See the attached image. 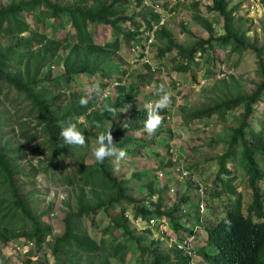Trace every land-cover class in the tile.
<instances>
[{
	"label": "trees",
	"instance_id": "obj_1",
	"mask_svg": "<svg viewBox=\"0 0 264 264\" xmlns=\"http://www.w3.org/2000/svg\"><path fill=\"white\" fill-rule=\"evenodd\" d=\"M259 1L264 7V0ZM230 2L211 0L208 6L212 13H217L223 19V36L214 38L213 25L203 16L200 0H194L190 5L192 18L209 32L208 39H198L189 45L179 44L167 26L155 36V42L162 43L157 53L159 59L175 54L172 61L178 73L197 70L202 55L207 54V62L212 61L209 53L215 44L229 49L230 56H243L247 50H251L258 58L260 83L250 94L242 92L241 84L234 77H231V81L223 79L210 89L214 97L188 109L183 117L185 124L213 117L227 121L231 111L242 108L237 127L227 129L226 152L218 158V170L212 186L206 187V193L212 200L226 196L229 202L222 215L213 209L217 217H212L208 226L207 217L200 211V197L196 204L189 206L194 214L184 213L183 210L188 195L182 196L178 203L164 211L168 186H157L156 177L135 173L130 180L119 179L110 167L111 158L102 164L96 161L85 164L90 143L93 141L96 144L98 135L111 128H114L110 130L113 140L121 141L119 147L126 146L128 155L139 156L146 146L136 137L147 119L144 105L159 98L150 95L142 102L143 88L153 85L150 65H144L146 73L138 75V80L130 82L129 86L120 78L116 97L106 99L101 109H97L98 103L94 100L81 106L79 100L84 95L68 89L82 75L100 77V86L106 88L108 83L104 81L108 80L109 75L105 63L113 57V51H120V41L129 46L146 43L148 38L140 32L142 26L139 20H144V26L151 28L157 16L152 14L147 17L140 10L137 11L142 0H22L0 7V37L9 41L7 44L0 42V93L13 89L18 94L10 101L13 104L12 117L17 126L13 124L9 111L0 110V261L4 259L2 247L23 240L26 246H34L27 252L23 264H33L32 258L44 245L50 247L57 264H114L111 258L124 264L130 252L128 242L136 241L134 233L126 225L113 223L106 227L101 241H97L83 222L86 218L94 219L100 213L125 204L133 206L134 218L144 220L145 224L155 218L168 220L176 237L192 234L194 225H201L203 221L207 233L206 245L199 247L195 253L206 264H264V191L261 187L264 182V128L256 130L252 123L255 107L264 100V46L258 48L249 41L250 29L244 27V19L237 15L240 7L230 8ZM129 7L133 8L132 14L127 13ZM178 8L177 3L172 10ZM64 18L75 32L74 38L68 34L61 39L51 38L36 27L42 20L58 24ZM93 25L111 28L116 39L104 46L97 45L91 28ZM131 28H135L136 32L132 33ZM182 30L195 39V35L187 31L184 25ZM62 51H67V56L64 57ZM55 64L64 69L60 76L54 77L51 69L44 72V69ZM66 93L68 97L61 103ZM6 98L10 99L8 94ZM0 106L4 107L2 101ZM109 108L115 109V113ZM166 110L159 114H167ZM82 118L88 122V127H85V123H78ZM69 121L77 123L85 135L84 147L63 143L60 125ZM121 121L122 125L119 126ZM163 123L154 133L153 144L161 136ZM26 146H32L33 154L45 155L39 161L38 169L32 167L29 174L24 173V161L28 156ZM155 152L160 155L158 148ZM67 157L74 158V162L68 163ZM59 162L60 170L62 167L66 170L62 177L59 175ZM172 164L174 162L171 160L169 166ZM185 169L189 175L183 179H188L190 186L197 189L198 185L192 181L196 171L193 167ZM40 173L71 188L72 204L67 203L70 210L64 219V232L48 243L52 232L43 217L50 210L40 214L35 212L32 193L26 191V184L21 181L26 177L29 182H34ZM238 181L253 196L245 213ZM135 185L147 190L142 198L132 195L136 190ZM155 197L156 201H152ZM145 232L153 233L154 230L146 228ZM108 236L112 242L107 240ZM124 238L125 242L122 241ZM111 246L112 251L109 249ZM211 247L213 251L207 250ZM146 252L151 254L149 264H198L196 259L175 248L169 253L161 252L158 248H143V253Z\"/></svg>",
	"mask_w": 264,
	"mask_h": 264
},
{
	"label": "rangeland",
	"instance_id": "obj_2",
	"mask_svg": "<svg viewBox=\"0 0 264 264\" xmlns=\"http://www.w3.org/2000/svg\"><path fill=\"white\" fill-rule=\"evenodd\" d=\"M20 1L22 0H0V7L8 3ZM193 1L194 0H185L183 3H180L178 10L175 11V15H173L167 23V28L172 31L179 44L189 45L198 39L206 40L210 37L208 31L193 21V14L190 8ZM200 1L202 2L201 11L203 16L213 25L214 38L216 39L223 36L225 34L223 19L217 13H212L210 9H208V6L211 5V0ZM261 5L262 3L259 0H231L229 6L230 8L240 7L237 11V15L242 16L244 19V27L250 29L248 31L249 41L257 45L258 48L264 46V9L262 8L263 5ZM257 6H260V9ZM127 13L132 14L133 8H127ZM183 25L187 31L195 35V39L184 34L182 30ZM36 27L39 32L45 33L51 38L57 37L61 39L67 36V34L72 38L75 36V32L72 30L66 18L60 20L58 24L42 20ZM91 28L93 30L94 41L97 45L104 46L106 43L113 42L116 39V35L111 28L96 25H93ZM0 42L3 44L9 43L8 39L4 37H0ZM161 46L162 43L160 42H155V46L152 45L149 61L152 63V69H154L151 72L153 76V85L143 88L141 93L142 102H144L145 99H149L150 95L157 96V87L160 84H164L165 87L171 89L174 94L172 104L170 108L166 110L167 114L162 115L164 117V125L160 129L161 136L157 139V143L153 144L151 141L152 138H154V134H138L136 137L141 140L142 144H146L141 155L133 157L127 154L126 160L119 166L115 165L112 160L110 167L114 175L119 179L123 178L124 180H130L135 173L156 177L157 186L160 188L168 186L164 197V211H168L175 203H178L182 196L188 195V198H186V207L183 210L184 213L194 214V211L190 210L189 206L197 203L199 195L197 194L196 187L193 185H191V187V183L188 179L186 181L183 179V171H187L185 169L187 167H193L194 171H196V176L193 177L200 179L208 188L212 186V181L218 170V158L226 152V140L229 134L227 129L237 127L242 108L231 111L227 121L213 117L211 119L195 120L191 122V124H185L183 117L188 109L198 107L215 96L209 91L213 85L222 81L220 75L225 71L232 73L228 81H231V77H234L241 84L242 92L244 94H250L260 83L257 72L258 58L251 50H247L243 56L239 54L230 56L229 49L215 44L210 50V53L208 52L211 55L212 61L207 62V54L202 55L199 57V68L197 70L189 73H178L174 67L175 63L172 61L175 54L159 59L157 53ZM131 47L132 45L129 46L126 42L121 40L120 51H113V57L108 63H105L106 72L109 75L108 80H103L105 83H108L106 88L100 86V83H102L100 77L92 78L88 75H82L75 79L68 89L70 91L80 92L84 97H87L88 101L94 100L98 103L97 109H101L106 99H114L116 97L117 83L120 78L125 81L124 84L129 86L130 82L138 80V75H144V73H146L144 65L148 64L144 63L141 58L133 53ZM61 53L65 57L68 52L62 51ZM50 69L54 77L60 76L64 72L62 66L56 64L54 66L50 65L49 68L44 69V72ZM123 73H125V75H123ZM93 84L99 85L101 90L100 95H89L86 92L88 86ZM6 94H8L10 99L6 98ZM17 96V92L13 89H5L0 93V101H2L5 107L0 106V110L10 112L12 122L15 126H17V124L16 121H14V117H12L13 104L10 101ZM67 97V93L63 94L61 103H64ZM138 103L140 104L141 102L139 101ZM184 109L187 110L184 111ZM254 115V120H252L254 128L256 130L264 128V100L255 107ZM32 123L35 124V121ZM78 123H85V127H88V122L85 118L79 119ZM121 123L122 121L119 122L118 125L121 126ZM110 130H114V128ZM19 143L23 142L20 141ZM113 143L117 145L118 148H121L119 145H121L122 142L118 141V139L113 140ZM95 146L96 144L93 141L88 146L85 164H93L95 162L92 156V149ZM153 147H155V150H152ZM157 148L160 155H157L155 152ZM26 149L28 150V156L24 161V173L29 174L32 167H39V161L44 159L45 155L39 156L33 154L31 152L32 146H26ZM121 149L126 150V146ZM171 160L174 162V165L172 164L169 166ZM67 161L71 164L74 162V158L67 157ZM165 163L166 165H164ZM60 165L61 162L58 163V170L59 175L62 177L66 173V170H64L63 167L60 170ZM160 174L162 175L160 176ZM21 181L23 184H26V191L32 193L35 212L40 214L50 210V212L43 217V221L48 223L52 232V236L48 238L47 243L51 242L53 237L61 236L65 229L64 219L67 212L70 210V206L67 205V203H70V205L72 204L70 198L71 188L62 186L58 182H55V180L46 178L41 173L34 182H29L26 177H23ZM137 187L138 186L135 185L136 190L132 192V195L139 199L147 193V190ZM261 187L264 191V182L261 183ZM238 192L242 195V203L244 205L243 211L245 213L247 212L248 205L252 202L253 196L250 190L240 181H238ZM156 199L155 197L152 201H156ZM232 199V201H234L235 197ZM228 202L229 200L226 196L212 200L206 193L205 205L207 209L208 203V210L204 215L207 217V226L209 225L208 221H210L212 217H217L214 215L215 213L212 212L213 209H216L217 213L222 215ZM123 209L126 211L125 214L123 213ZM132 209L133 206H127L125 204L118 205L109 212L100 213L94 219H84L83 223L90 235L97 241H101L106 227L112 226L113 223L122 226L126 225L130 232L134 233L136 241L131 240L128 242L130 252L124 264H149L151 261V254H149V252L143 253V248L150 250L158 248L161 252L169 253V251L173 249V244L169 235L166 233L161 234L155 230L153 233H149L139 229L136 226L137 223L133 216ZM117 233L119 235V232ZM200 236L201 240L197 243L198 248L206 245L207 233L205 229L200 232ZM162 237L164 239H162ZM181 237H179V239ZM107 240L112 242L110 236L107 237ZM122 241L125 242V238ZM153 241L157 243L154 244ZM32 247L34 246H26L23 240L14 241L8 247H2L4 259L0 261V264H23L27 259V252ZM109 249L112 251V246L109 247ZM207 250L213 251L214 249L211 247L209 249L207 248ZM196 260L198 264H206L202 257L198 256ZM32 261L33 264H57L52 250L47 245H44L38 255L32 258ZM111 262L119 264L114 258H111Z\"/></svg>",
	"mask_w": 264,
	"mask_h": 264
},
{
	"label": "built area",
	"instance_id": "obj_3",
	"mask_svg": "<svg viewBox=\"0 0 264 264\" xmlns=\"http://www.w3.org/2000/svg\"><path fill=\"white\" fill-rule=\"evenodd\" d=\"M184 1L185 0H142V4L140 5V12L144 13L147 17H150L152 14H155L157 16V20L152 21L151 28H146L144 26L145 21L141 20V23L144 26L141 28V32L148 39L146 40V43L144 45L141 43L134 44L131 48L133 53H135L139 58L143 60L144 63L150 65L151 67L152 63L149 61V55L151 52L152 45L154 44L156 39V33L164 26H166L169 19L173 15H175V11L172 10L175 5L178 2L183 3ZM257 7H259L260 9V6ZM262 8L264 9L263 6ZM131 32L134 33L136 31L135 29L131 28ZM231 74L232 73L225 71L220 75V78H222L221 80L229 79ZM183 174L184 176L189 175L188 171H183ZM161 175L162 174H160V176ZM192 181L198 185L197 194L200 197V211L202 214H204L206 211V185H204V183L201 182L200 179H196L194 177ZM136 223V226L141 230H145L146 228H152V230H155L161 234H168L173 244V248L177 249L178 251H182L184 254H187L188 256H191L194 259L198 258L195 252L198 249L197 243L201 240L200 232L202 231V228L204 226L203 221L201 225H194L192 234L182 236L180 239L179 237L175 236V231L174 229H172L171 223L166 219H150L147 224H145L146 222H144V220L142 219H136ZM162 239L164 238L162 237Z\"/></svg>",
	"mask_w": 264,
	"mask_h": 264
},
{
	"label": "clouds",
	"instance_id": "obj_4",
	"mask_svg": "<svg viewBox=\"0 0 264 264\" xmlns=\"http://www.w3.org/2000/svg\"><path fill=\"white\" fill-rule=\"evenodd\" d=\"M180 3L181 2H178V4ZM139 21L141 23V20ZM140 25L144 27L142 23ZM86 92L89 95L101 94V90L98 84H93L88 86ZM173 95L174 94L172 90L166 88L164 84H160L157 87V96L159 98L154 102H149L144 105V108L147 112V119L144 122L143 130L138 134L147 133L148 135H152L156 132V130L162 125L164 120V117L159 113L162 110L170 108L172 104ZM79 103L81 106H86L88 103L87 97H82L79 100ZM108 110L113 112V114L115 113V109L109 108ZM125 111H127V108L125 109ZM60 127H61L60 137L64 144L70 146H77V147L85 146L86 137L79 130L77 123L69 121L66 123H62ZM92 156L94 157L95 161L99 164H102L105 160L111 158L113 160V163L119 166L123 161L126 160L127 152L125 149L118 148L117 145L113 143V137L111 135V131L108 130L106 132L100 133L96 138V146L92 149ZM203 230H204V226L202 228V231Z\"/></svg>",
	"mask_w": 264,
	"mask_h": 264
}]
</instances>
